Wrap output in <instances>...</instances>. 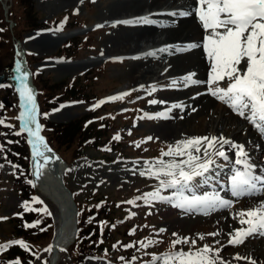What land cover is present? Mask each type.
Here are the masks:
<instances>
[{
    "label": "rangeland",
    "instance_id": "rangeland-1",
    "mask_svg": "<svg viewBox=\"0 0 264 264\" xmlns=\"http://www.w3.org/2000/svg\"><path fill=\"white\" fill-rule=\"evenodd\" d=\"M25 1L30 3L31 9ZM135 2H121V0H3L5 5L9 8L11 7V18L17 23V26L12 29L13 36L10 35L7 29H4L0 7V28H2L0 32V75H6L1 82L0 97L5 95L10 102H14V96H11L8 92L7 87L9 84L6 79L8 78L11 57L10 46L13 40L12 37H14V39L20 40L19 47H21V52L30 57L29 68L33 72L32 76L40 90L39 94H41L42 99L45 97L44 101H42L44 109H48L53 102L49 97L50 95L59 94L64 97L72 95L64 100L81 99L85 102L84 105H63L51 111L47 116L48 124L70 125L67 133L73 135L72 138L74 139H71L72 141H69L67 137H59L55 133L51 135L54 147L64 157L70 159L76 153L72 144H76V138L82 134V122L89 116L86 115V111L104 97H106L107 101L127 93L130 96L129 98L126 97L123 101L113 106L109 104L100 113L112 116L114 112L124 110L126 108L125 105L129 104L131 107H136V114H130L129 117L108 119L104 136L99 133L100 139L97 137V141L94 143L83 145V147L80 146L82 149L81 159L73 163L64 173V184L72 193L73 199L82 204L106 199L103 209L109 210L108 212L113 214L111 221L120 215L138 220L142 229L140 230L141 234L136 236L137 240L143 235L150 238L151 241L158 242L148 247L141 246L136 261L129 264H150L153 255H161L168 252L173 240L185 237L190 240L195 239L196 247H202L207 243L214 249H220L221 257L233 258L234 253L240 251L241 245L238 247L227 245L230 238L228 237L229 231H224V228L216 222V219H218V221L225 223L227 221L224 220L227 217L225 214L223 216L216 214L217 218L211 215L207 218L198 219H196L197 217L193 219L187 215L185 217L187 220H182L176 217L179 212L165 210L169 208L163 202H157L156 204L153 201L149 204L143 199L134 200V203L125 206H118L117 209L114 208L115 210L111 208L112 201L121 202L135 194H139L142 197L144 193L155 191L154 188L157 189L159 186L157 179L148 175L141 176L140 172L148 168L149 164L147 162H155L161 158L162 151H167L169 145H175L178 141L189 139L186 136L174 138L172 135L163 132L161 129L171 124L167 123L166 125L163 117H161L162 119L160 117L156 118L157 113L161 112L159 111L160 104L159 102L153 104L151 101L156 100L155 96H158L157 94L160 96L157 97V100H159L161 95L163 93L166 94L169 88L166 90L160 89L161 87L153 86V84H147L145 87L148 88H144L134 86L132 83L135 63L137 66L140 63L139 65L141 66L138 67L143 66L146 68L145 65L154 63L156 60L154 56L144 55V58L137 56H135L137 58H125L115 48L116 41L114 39L118 40L116 35L124 36L136 33L142 28L141 26L136 27L135 25L124 23V27L127 26L128 28L125 27L123 29L124 32H122L124 27H119L118 25L114 27L112 24L113 20L119 18L110 15V8L114 7V5L120 6L122 3ZM70 12H74L77 16H70ZM65 14L69 16L68 25L61 30V33H51L50 35L31 33L36 26L49 24L50 21L59 19ZM131 27L136 28V31ZM125 30H128V33ZM120 32L122 33L120 34ZM66 44H69L68 48H65ZM148 49H144V52H147ZM58 55L65 57L64 60L55 61L50 58ZM118 57L123 59L112 61ZM67 58L70 59L67 60ZM147 59L149 60L147 61ZM84 71H87L85 75H79ZM151 88L160 90L157 92L156 89L153 91ZM170 89L172 90V88ZM136 98L139 100L138 103H136ZM7 110L5 112L7 124L10 125L14 122V115H16L17 110L12 106L7 108ZM147 117H153V119ZM113 132L121 133L118 139L120 142L115 147L113 145L111 147L115 151H124L122 157H118L116 152L102 154L96 148V146L103 143L104 139L107 140L110 133L111 137H116L117 134L115 135ZM85 136L90 137V134H85ZM148 137H152V139L149 140ZM118 140L116 139V141ZM127 141H131L133 148L138 151L134 152L128 149L127 147L131 143ZM196 154L202 155V153ZM163 159L167 161L173 158L163 157ZM175 159H186V157H175ZM15 171L14 165L10 163L0 166V216L9 215L23 203L18 198V192H16L11 179ZM150 182L153 184H150L151 187L147 185ZM139 184L140 186H138ZM167 192H161V195L169 197L171 193L170 191ZM160 209H163V211H159ZM113 212H120V214L117 215ZM172 212H176V214L174 213L175 215H173ZM101 213L103 214V212ZM234 216L232 215L231 217ZM237 219L239 218H236L235 221H238ZM2 229L8 230L10 227L0 226V235ZM160 229H165V231L160 232ZM232 231L230 230V233ZM173 233H176L177 236H174ZM209 233H219V235L211 236L208 235ZM109 235L113 239L118 237L115 233H110ZM200 235H204L205 239H199ZM47 240L48 235L46 234L38 243L43 245L47 243ZM146 241L148 242V239ZM249 242H245L242 246H249ZM189 247L190 244L177 246V248L185 251ZM57 259L56 264L58 262L60 264H70V258L66 253L59 254ZM100 262V260L89 259L85 264Z\"/></svg>",
    "mask_w": 264,
    "mask_h": 264
},
{
    "label": "snow or ice",
    "instance_id": "snow-or-ice-1",
    "mask_svg": "<svg viewBox=\"0 0 264 264\" xmlns=\"http://www.w3.org/2000/svg\"><path fill=\"white\" fill-rule=\"evenodd\" d=\"M198 5L196 12L199 21L206 31L211 30L203 44L207 58L211 62V73L207 81L209 93L227 104L237 115L248 120L264 136V0H198ZM189 14L186 11L171 13L174 16ZM124 23H153V21L144 17L136 21H124ZM198 46L200 45L192 44L186 48H180L178 51H188ZM166 50L160 49L159 51ZM146 55L155 56L156 53L149 52ZM242 61L244 62L243 68L240 67ZM16 71L18 73L16 79L19 81L17 91L21 107L18 116L21 127L16 134L28 133V142L32 146L35 180L26 182L32 187H36L42 179L43 171L50 164V158L46 153L51 152V149L45 144L44 138L39 135L41 125L37 122L38 113L34 92L27 83L28 73L22 70L20 62H17ZM193 75L189 74L184 77L185 84L195 82L192 81ZM221 81H226V86L221 87ZM123 95H127V93L122 94L120 98H123ZM151 103L155 104L157 101L152 100ZM173 107H180V105H173ZM159 117L167 118L165 114H157V118ZM3 123L4 121L0 120V124ZM119 138V136L114 137L117 140ZM148 139L151 140L152 137H148ZM216 144H220L221 147L224 144H229L237 149L235 164L240 167L236 168L230 177L231 194L237 198L264 194V175L255 174V166L248 162V155L243 145L233 144L223 137L205 136L193 137L178 141L175 145H169L167 151H162L161 158L155 162H147L148 168L141 171L140 175L154 177L159 181V186L155 191L144 193L142 197L136 199H143L149 204L153 201L167 202L185 213L201 212L204 215H208L212 211L231 208L233 202L223 199L217 192L201 196L196 195L194 191L196 185L193 182L196 177L207 179L205 174L210 172L211 166L215 163L211 158L213 154L227 159L224 151L215 150ZM209 149H213L214 152L210 153ZM201 152L202 155L196 154ZM163 157H172L173 159L166 161ZM175 157H186V159L177 160ZM41 160L43 163L40 162ZM161 189H173L175 190L174 195L165 197L161 195ZM185 192L191 194L184 195ZM31 203L41 204L43 207L36 209L25 201L23 205L25 211H37L44 216L52 215L48 206L39 197H32ZM128 203L132 204L134 201H128ZM233 218H239V223L247 225V227L234 229L229 233L228 244L238 246L255 233L264 235V202L253 208L239 211ZM40 223L41 221L37 220L33 224L25 226L35 227ZM41 231H46V229H41ZM159 231L164 232L165 229ZM173 235L177 236L176 233ZM208 235L216 236L219 233H209ZM199 239H205L204 235H200ZM154 243L158 242L150 240L147 245L141 242V246L148 247ZM14 244H18L26 250L29 247L24 241H10L0 244V251L6 250ZM180 244H190V247L185 251L177 248ZM126 247H132V245ZM46 251H51V247ZM220 251L207 243L202 247H196L195 239L177 238L172 241L168 252L153 255L150 264H231V261H225L221 257ZM121 259L123 260V258ZM233 259L256 264V261L251 257L240 254H237ZM12 264H21V262L16 260Z\"/></svg>",
    "mask_w": 264,
    "mask_h": 264
},
{
    "label": "bare ground",
    "instance_id": "bare-ground-1",
    "mask_svg": "<svg viewBox=\"0 0 264 264\" xmlns=\"http://www.w3.org/2000/svg\"><path fill=\"white\" fill-rule=\"evenodd\" d=\"M191 5L190 0H173L171 2H167V0H142L129 4L122 3L120 6L114 5V7L110 8V15L118 17L119 19H117V21L119 20L121 23H124V21H136L144 17L153 21V23H149V26L143 27L136 33L124 35L125 37L115 34L118 38V40L114 39V41H116L115 48L120 51L122 55L131 57H143L147 54V52L144 51L148 48L150 50L152 49L150 52L155 53L158 52V47H160V49H167L166 51H159L158 57L161 61H157L151 65H149V63L148 65H145L146 68L143 66L138 67L141 66L139 65L140 63L138 66L135 63V67H133L135 73L132 77V83L134 86L145 87L147 84H153V86H159L165 90L169 88L166 94L163 93L161 98L157 101L160 103L161 111L165 110L164 114L169 116L166 125L167 123L171 124L169 126L167 125L166 128L161 129L163 132L172 135L174 138H178V136H186L188 138L205 136L223 137L231 141L233 144L243 145L244 150L248 155V162L255 166V171H264V157L262 161L257 159V154L264 152L262 151V146L259 144L260 135L253 132V127L250 126L248 120L244 118H242L241 122L236 120V116L231 115L229 109L227 110L223 104V106H221L220 103L217 104L216 100L219 99L209 93V84L207 83L211 73V62L209 59H207L208 62L204 59V54L199 48L196 49L198 53L192 51L189 54L182 55L180 53L181 51H178V49L186 48L192 44H200V42H196V39L201 30L197 20L193 16L192 10L189 11V15L182 18H177V15H171V13L174 12H187ZM175 8H178L179 11L177 9L175 10ZM173 20L177 21L172 22ZM125 27L122 28V32H124L123 29H125ZM131 28L136 31V28ZM125 31L128 33V30ZM122 32H120V34ZM153 48H155V50H153ZM148 60L149 59H147V61ZM240 67H244L243 61L241 62ZM206 69L209 71L208 78L204 75ZM189 74H194L192 76V81L198 82L199 85L201 84L205 90L204 93L201 92L202 88L198 87L199 85L197 86V84L194 87H188V83L185 84L184 77ZM225 83L226 81H221L220 86L224 87L226 85ZM16 85L19 86V81H17ZM170 88H172V90L175 89V91H172ZM206 91H208V93ZM173 105H180V107H173ZM251 131L253 133H251ZM215 150L224 151L227 159L213 154L211 158L214 161L218 157L222 158L220 159L221 161H226L229 158L235 157L237 152V149L231 147L229 144H224L223 147H221L220 144H216ZM209 152L213 153L214 150L209 149ZM235 158H237V156ZM212 166L215 167L214 164ZM197 178L198 177L195 179ZM157 182L159 181L157 180ZM141 184L143 185V183ZM150 184L153 185L151 182L147 185L150 186ZM138 186H140V184ZM154 190L156 189L154 188ZM44 191H48V188L45 187ZM200 195H205V193H201ZM261 202H264V196L249 203H237L225 213L227 216L226 219L223 218L224 220H227L225 223H223V221H218V219H216V222L219 226L224 228V231H229L230 233V230H233V228L238 229L241 227L240 223L231 217L234 213L233 211L244 207L243 210L250 209ZM223 215L224 214L221 213L220 216ZM191 218L194 219V217ZM196 219H198V217ZM71 238V227H68V224L66 227L62 226L59 230L55 229L54 236L50 242V247L56 252L63 250L67 244L70 243ZM248 245L249 246H242L240 251H238L233 257L240 254L241 256L251 257V259L256 261V264H264V241L262 239L250 241ZM223 259L225 261H231V264H248L245 260H234L231 257Z\"/></svg>",
    "mask_w": 264,
    "mask_h": 264
},
{
    "label": "trees",
    "instance_id": "trees-1",
    "mask_svg": "<svg viewBox=\"0 0 264 264\" xmlns=\"http://www.w3.org/2000/svg\"><path fill=\"white\" fill-rule=\"evenodd\" d=\"M26 4L28 6H30V9H31V5L28 1H25ZM11 14V13H10ZM76 79V78H75ZM72 87V86H71ZM72 96V95H71ZM71 96L69 97H64L63 95H50V99L53 101V102H57V101H61L65 98H70ZM45 98V97H44ZM43 98V99H44ZM41 97V94L39 96V101L42 105V101H44ZM92 116V115H90ZM70 125H58V124H55V125H52V124H48L46 127H45V132H46V139L48 141V143L50 144V146L56 151L58 152L64 159H66L67 161H70L72 160L73 158H75L77 155H78V152L79 150L81 149L80 146H82V142L84 140H89V139H92L94 136V138H97L99 137V133L100 131H98V129H96L95 125H93L92 123L88 124L85 128L82 127V134L79 135L76 139V144H72V147L74 148V150L76 151L75 155H73L70 159H67L68 157H64L63 154L61 152H59L55 147L54 145L52 144V140H51V135L53 133L57 134L59 137L60 136H63L62 138H68L69 141H72L74 138L73 135L71 134H68L67 133V129H69ZM85 134H90V137L89 136H85ZM95 134V135H93ZM97 134V135H96ZM86 137V139L83 140V138ZM72 139V140H71ZM94 141V140H93ZM105 217V216H104ZM14 232L16 230L17 234L18 235H21L22 234V231L19 229V228H16V229H13ZM12 230V232H13ZM32 236L34 235H30V234H23V237H24V241L27 245H30L31 243V239H32ZM40 236H38L39 238ZM83 241H85V239H83L82 241H80V243H82ZM91 245V244H90ZM11 254L8 255V257H11L12 255H19L18 258H20V262L22 264H29L30 260H29V257L28 255L24 254V252L22 253V251L19 249V248H14L13 250L10 251ZM3 263V262H2Z\"/></svg>",
    "mask_w": 264,
    "mask_h": 264
},
{
    "label": "water",
    "instance_id": "water-1",
    "mask_svg": "<svg viewBox=\"0 0 264 264\" xmlns=\"http://www.w3.org/2000/svg\"><path fill=\"white\" fill-rule=\"evenodd\" d=\"M30 87V86H29ZM51 156V155H50ZM53 158V157H52ZM51 169V170H49ZM50 176L53 178L52 180H49L48 178L42 176V179L37 183V188L41 191V193L48 197L53 202L55 201L59 205H61V208L56 206L58 209L66 211L68 218L72 217V210L69 209L68 206H66L65 197L68 199L70 198L69 193L63 188L62 183L58 177L57 170L55 168H52L48 166L47 168ZM56 171V172H55ZM53 180L56 181V185L53 184ZM45 187L48 188V191H44ZM54 202V203H55ZM55 203V204H56ZM64 212H61L63 215Z\"/></svg>",
    "mask_w": 264,
    "mask_h": 264
}]
</instances>
